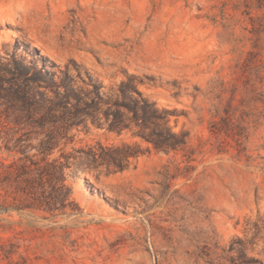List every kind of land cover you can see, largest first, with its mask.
Here are the masks:
<instances>
[{"label":"rangeland","instance_id":"1","mask_svg":"<svg viewBox=\"0 0 264 264\" xmlns=\"http://www.w3.org/2000/svg\"><path fill=\"white\" fill-rule=\"evenodd\" d=\"M31 62L67 71L87 114L46 157L0 150V264H264V0H0V76ZM121 85L166 120L135 121ZM43 90L58 111L34 145L71 117ZM67 158L63 181L17 174Z\"/></svg>","mask_w":264,"mask_h":264},{"label":"trees","instance_id":"2","mask_svg":"<svg viewBox=\"0 0 264 264\" xmlns=\"http://www.w3.org/2000/svg\"><path fill=\"white\" fill-rule=\"evenodd\" d=\"M31 63L32 66L27 69L23 67L18 74H13L14 76H0V108H4L0 113V117H4L7 123L13 122L17 126V129L11 132L10 130L4 132L0 131V150H5L9 153H19L22 155L19 160L23 161L32 159L29 153L34 148L38 151V155H43V157L48 156L59 144L62 135L70 132L73 126L79 125L85 121V118L80 120L79 116L87 114L84 109H80L77 104H73L71 101L73 98L77 99L78 91L75 87L74 78L67 71H61V74H58L45 67L38 68L36 63ZM51 64L52 68L56 66L55 63ZM58 79L61 80L60 84ZM46 84H51L54 87V93L58 99L62 97V100L59 101L63 105L59 106L63 108L65 115L71 117L66 120L61 129L48 132L46 137L38 145H34L31 143L32 133H43V131L40 132L38 129L43 130L47 121L46 118H43L42 121H35L33 117L39 114L44 108H47L48 105H50V113L58 111V109L52 106L55 102L46 97L43 90ZM95 87L97 96L100 97L101 94L98 90L101 86L98 84ZM61 88H63V90H61ZM130 90L136 93V96H134ZM120 93L122 100L116 101V106L132 112L135 121L142 120L145 123L154 124L166 120L167 111H160L156 104L145 97L139 90L127 89L121 85ZM73 110L75 112H72ZM109 116L110 115H107L108 119L110 118ZM99 126H102V124H99ZM126 127H128L127 119L124 117V114L119 112L118 115H114L113 121L108 125L110 131L117 132H121ZM17 135L18 137L15 138ZM152 135H154L156 139L150 138V140H152L158 148H174L179 143L174 133L170 130H157ZM33 164L36 167L29 171H27L28 168L24 164L19 166L12 164L9 166L10 169L12 168V171L8 173L12 175L13 168L15 166L19 167V171L17 172L19 176L31 173L35 174V178L31 180L43 185L46 177L53 178L57 176L63 181L64 168L69 164V161L67 158L66 163L60 165L53 163L45 168L41 167L38 162H33ZM1 167H5V165L0 161V168ZM1 183L2 181L0 179V186ZM37 201L40 205L46 204L48 208L52 206V200H49L47 197L37 199ZM1 210L3 209L0 207V211Z\"/></svg>","mask_w":264,"mask_h":264}]
</instances>
